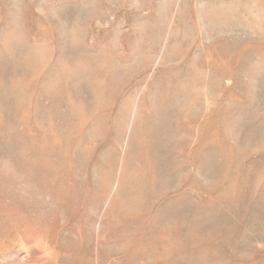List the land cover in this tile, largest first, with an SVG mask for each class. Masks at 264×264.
Segmentation results:
<instances>
[{"label": "rangeland", "instance_id": "374dc122", "mask_svg": "<svg viewBox=\"0 0 264 264\" xmlns=\"http://www.w3.org/2000/svg\"><path fill=\"white\" fill-rule=\"evenodd\" d=\"M0 264H264V0H0Z\"/></svg>", "mask_w": 264, "mask_h": 264}, {"label": "bare ground", "instance_id": "6f19581e", "mask_svg": "<svg viewBox=\"0 0 264 264\" xmlns=\"http://www.w3.org/2000/svg\"><path fill=\"white\" fill-rule=\"evenodd\" d=\"M132 146L136 144V139L134 138L132 141ZM142 162L144 164V170H137L132 177V180L136 182L137 184H144V181L142 180L143 175L146 174V172H150V167H149V156L148 154L143 155L142 157ZM124 180H126V176L123 177ZM147 185V183H145Z\"/></svg>", "mask_w": 264, "mask_h": 264}]
</instances>
